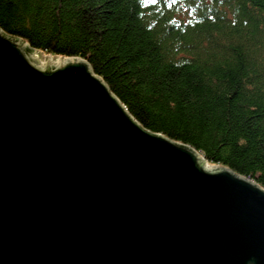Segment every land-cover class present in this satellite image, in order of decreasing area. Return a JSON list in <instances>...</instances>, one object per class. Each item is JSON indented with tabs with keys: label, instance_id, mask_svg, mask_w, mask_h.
<instances>
[{
	"label": "water",
	"instance_id": "obj_1",
	"mask_svg": "<svg viewBox=\"0 0 264 264\" xmlns=\"http://www.w3.org/2000/svg\"><path fill=\"white\" fill-rule=\"evenodd\" d=\"M61 58L0 29V264H264V188Z\"/></svg>",
	"mask_w": 264,
	"mask_h": 264
},
{
	"label": "trees",
	"instance_id": "obj_2",
	"mask_svg": "<svg viewBox=\"0 0 264 264\" xmlns=\"http://www.w3.org/2000/svg\"><path fill=\"white\" fill-rule=\"evenodd\" d=\"M0 29L87 60L145 129L264 188V0H0Z\"/></svg>",
	"mask_w": 264,
	"mask_h": 264
},
{
	"label": "rangeland",
	"instance_id": "obj_3",
	"mask_svg": "<svg viewBox=\"0 0 264 264\" xmlns=\"http://www.w3.org/2000/svg\"><path fill=\"white\" fill-rule=\"evenodd\" d=\"M34 53L36 54V56L38 57V59L40 60L42 64L49 63L53 58H56V59L60 58V57H54V56H51V55H48L42 52H37L35 50H34ZM211 167H216V166L211 165Z\"/></svg>",
	"mask_w": 264,
	"mask_h": 264
},
{
	"label": "bare ground",
	"instance_id": "obj_4",
	"mask_svg": "<svg viewBox=\"0 0 264 264\" xmlns=\"http://www.w3.org/2000/svg\"><path fill=\"white\" fill-rule=\"evenodd\" d=\"M27 46V45H26ZM62 58H53L50 62H53V63H57L58 61H60ZM209 167H211V165H209Z\"/></svg>",
	"mask_w": 264,
	"mask_h": 264
}]
</instances>
